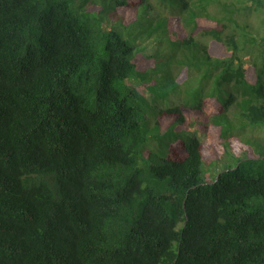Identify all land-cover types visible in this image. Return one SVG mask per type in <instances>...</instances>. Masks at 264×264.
<instances>
[{
	"label": "trees",
	"instance_id": "16d2710c",
	"mask_svg": "<svg viewBox=\"0 0 264 264\" xmlns=\"http://www.w3.org/2000/svg\"><path fill=\"white\" fill-rule=\"evenodd\" d=\"M263 28L264 0H0V264H264L237 136L264 125Z\"/></svg>",
	"mask_w": 264,
	"mask_h": 264
},
{
	"label": "rangeland",
	"instance_id": "374dc122",
	"mask_svg": "<svg viewBox=\"0 0 264 264\" xmlns=\"http://www.w3.org/2000/svg\"><path fill=\"white\" fill-rule=\"evenodd\" d=\"M139 16L141 17V15H139ZM248 22H249V25H253L250 21H248ZM258 23H260V22H258ZM137 27H139V23L137 21H135L131 24V29L135 30ZM141 36H143V34H141ZM206 39H207L206 42L208 44H210V43L212 44L210 38L206 37ZM149 52L150 51H148L146 54H148ZM175 61L171 64L169 76H171L172 74H175V75L177 74L179 63L175 62ZM164 85H166L168 88H171L172 86H174V83L170 81V77H167V80L165 81ZM176 88H178L177 92H179L180 94L182 93V91H180V89L183 88V90L187 92V93L184 92V95L187 97L188 94L192 93V92H189V90L191 88H193V85L192 86L181 85V86H177ZM143 92L146 96H149L146 90H144ZM182 95H183V93H182ZM180 98L181 97L177 93H170L169 98L164 100L163 104L164 105L178 104L181 101ZM209 112L210 111L203 112V114L201 116V121H205V119L209 115ZM245 130L250 131V132H246ZM190 131L192 133H195L197 135V137L202 142H205L207 140L206 139L207 135L204 132H201L200 130L195 131L194 127H190ZM249 133L256 134V136L253 137V139H251V140L244 138L243 142H246L249 146L253 147L256 154H258V155L264 154V138H263L264 137V125L246 126L244 128V130L237 132V136H243V135H246ZM246 143H244V144H246ZM223 153L224 152H222L221 155L218 156V158H219L218 161H215L212 163V164H214L213 170H211L210 173L205 172L206 175L212 176V174H216L220 170V167H221V164H219V163H222L223 165L229 163L231 158L227 155H224ZM230 154H233L232 151H230ZM208 166L209 165H207V163H205V168Z\"/></svg>",
	"mask_w": 264,
	"mask_h": 264
}]
</instances>
